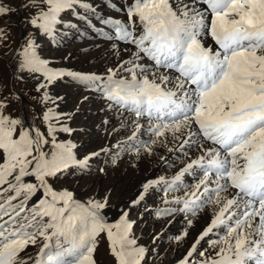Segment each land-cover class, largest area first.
Returning a JSON list of instances; mask_svg holds the SVG:
<instances>
[{"label":"snow or ice","instance_id":"1","mask_svg":"<svg viewBox=\"0 0 264 264\" xmlns=\"http://www.w3.org/2000/svg\"><path fill=\"white\" fill-rule=\"evenodd\" d=\"M109 6L125 18L100 16L93 24L94 0H22L19 6L33 10L25 23L53 43L61 29L77 28L65 19L70 14L123 47L112 44L117 60L103 73L52 67L31 35L13 50L16 79L27 74L37 81L46 110L42 128L8 111L20 94L0 96V264H98L105 238L114 264L145 262L147 249L137 243L129 211L114 222L104 214L110 192L81 199L57 186L71 170L89 171L94 157L112 150L79 157L72 141L58 139L75 131L66 122L70 115L57 111L63 97L49 91L66 77L98 93L123 118L121 128L133 127L113 146V166L122 154L138 160L155 146L186 156L196 150L171 180L145 177L130 201L136 206L164 185L166 207L157 215L185 213L188 227L211 206V217L176 264H264V0H128L121 8ZM18 10L0 0V16ZM6 38L0 28V44ZM98 171L107 175L103 167ZM186 173L198 176L191 186L181 179ZM172 204L180 207H167ZM188 236L185 228L174 239Z\"/></svg>","mask_w":264,"mask_h":264},{"label":"rangeland","instance_id":"2","mask_svg":"<svg viewBox=\"0 0 264 264\" xmlns=\"http://www.w3.org/2000/svg\"><path fill=\"white\" fill-rule=\"evenodd\" d=\"M127 2L128 0H94L98 11L95 15L89 14V19L93 24L98 25L97 16L112 15L125 18L123 11L117 12L109 5L115 3L117 8H121ZM8 3L19 10L9 15L0 16V28H3L7 35L6 40L0 44V92L4 96L13 91L20 94L22 100L17 104L16 110L12 112L9 106L8 111L13 115L31 120L30 123H35L43 128L40 116L46 109L39 102L40 93H37L31 84L16 79L13 50L31 35L39 46V55L49 59L52 67L103 73L117 60L112 44L117 43L118 46L123 47V43L107 40L106 37L99 35L95 28L90 30L88 23L78 20L70 14L66 15L65 19H71L77 24V28L61 29L58 37L59 42L53 43L51 38L25 23L24 16L31 14L33 10L20 8L22 0H8ZM104 27L105 31H110V26ZM49 91L53 96L63 97L62 101H58L57 111L70 115L71 118L66 122L70 128L75 130L71 134L59 133L58 139L72 141L76 145L75 151L79 157L91 152H98L106 146L112 149L110 152L94 157L90 161L89 171L81 172L73 169L67 175L62 176L56 182L57 186L68 187L81 199H85L83 197L87 199L89 196L99 199L110 192V206L107 208L109 221L113 222L118 219L122 210L129 211L130 219L135 221L133 233L137 243L147 249L144 264H176V261L184 255L193 239L206 225L208 218L211 217L213 211L211 206L206 211L198 213L193 225L188 227L185 213L178 212L174 217L157 215L162 208L166 207L163 204L165 195L162 189L164 185L156 186L155 190H150L136 206H131L130 201L135 198L145 177L156 179L163 176L167 180H171L184 167L186 160L188 161L191 156V158H195L196 150L193 149V152L191 151L186 156L179 151L169 152L167 147L155 146L152 155L142 154L138 160L134 159L133 154H122L118 164L113 166L112 158L116 151L113 146L131 135L133 127L121 128L120 123L123 118L116 115L114 110H109L104 99L98 93L86 89L71 78L58 79L50 86ZM34 96L37 99L34 100ZM85 97L87 99H84ZM106 120L107 124L104 123ZM113 129H118V131L114 132ZM172 146L174 145H168V147ZM101 167L107 170V175L98 171ZM185 177L187 178L186 183ZM194 177L198 179V176L186 173L181 179L184 184L191 186L195 183L194 181H197ZM187 190L184 188L171 192L167 198L180 196L183 191ZM167 207L180 206L172 204ZM170 219L171 223H169ZM185 228L188 229L189 236L183 242L178 243L174 238L181 234ZM202 245L208 246L206 241H202ZM29 251L34 252L32 249ZM96 258L98 264H114V258L108 250L106 238L98 244Z\"/></svg>","mask_w":264,"mask_h":264},{"label":"water","instance_id":"3","mask_svg":"<svg viewBox=\"0 0 264 264\" xmlns=\"http://www.w3.org/2000/svg\"><path fill=\"white\" fill-rule=\"evenodd\" d=\"M23 81L26 82L27 84H31L33 86V88L36 89V83H37L36 80L32 79L29 76H26V74H25V79H23ZM83 198L86 199V197H83ZM103 211H104V214L106 215V217L108 219L109 214L107 213L108 212L107 208L105 210H103Z\"/></svg>","mask_w":264,"mask_h":264},{"label":"crops","instance_id":"4","mask_svg":"<svg viewBox=\"0 0 264 264\" xmlns=\"http://www.w3.org/2000/svg\"><path fill=\"white\" fill-rule=\"evenodd\" d=\"M9 94H7L6 96H8ZM0 96H4L2 92H0ZM19 103V101H16V100H12L11 104H10V108H11V111L14 112V110H16L17 108V104ZM26 120V119H25ZM28 122H31V120H26Z\"/></svg>","mask_w":264,"mask_h":264},{"label":"bare ground","instance_id":"5","mask_svg":"<svg viewBox=\"0 0 264 264\" xmlns=\"http://www.w3.org/2000/svg\"><path fill=\"white\" fill-rule=\"evenodd\" d=\"M109 10V9H108ZM97 19H99V16H97ZM97 21V20H96ZM94 28L93 27H91L90 26V30H93ZM92 32V31H91ZM90 33V32H89ZM116 114V113H115ZM116 115H118V114H116ZM119 118V117H118ZM115 119V118H114ZM112 122V121H111ZM131 131V130H130ZM148 137H147V135H144V139H147ZM193 152V151H192ZM195 153V152H194ZM190 157V156H189ZM192 157V156H191ZM191 157L189 158V160L191 159ZM189 160L187 161L186 160V162L185 163H188L189 162ZM189 176V175H188ZM186 178V177H185ZM195 178V180L197 179L196 177H194ZM187 182V178L185 179V183ZM194 182H196V181H194ZM192 183V182H191ZM191 185H193V184H191ZM112 221V220H111ZM114 222V221H113Z\"/></svg>","mask_w":264,"mask_h":264}]
</instances>
